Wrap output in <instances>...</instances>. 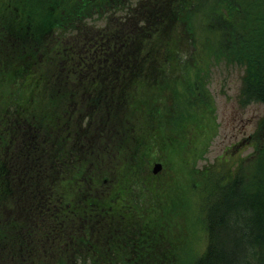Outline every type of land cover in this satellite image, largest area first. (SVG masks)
<instances>
[{
	"label": "rangeland",
	"instance_id": "obj_1",
	"mask_svg": "<svg viewBox=\"0 0 264 264\" xmlns=\"http://www.w3.org/2000/svg\"><path fill=\"white\" fill-rule=\"evenodd\" d=\"M140 1L142 0H129L126 7L116 11L113 14L114 18L108 21H105L107 19L104 17L98 20L95 15H92L89 18H84L85 21L79 25L76 24L77 21H73L74 24L71 26L53 27L52 34L50 31L49 34L44 35L39 31L38 39H34V35H23L24 38L19 42L23 43L25 47L26 43L31 45L34 50L26 51L25 48H22L18 50L15 60L13 57H6L5 62L7 66L14 62L17 66L32 59L33 64L35 63V67H37L38 57L36 58L35 53H38L39 50V55H41L42 49H45V45L50 40L51 44L47 46L50 64L47 63L46 58H42V62L49 66V70L41 68L43 70L41 78L45 86L49 84L50 87L57 89L59 82L67 76L68 69H75L78 66L85 53V43L89 39L100 37L101 32L108 33L106 27L109 25L108 31L114 35L118 44L121 43L120 47L122 48L113 45V48L110 49L104 43H99V40L93 42V47H97L101 58L96 59L95 63L93 58L88 59L89 67L85 72L83 82L90 84L89 77L91 75L89 73L93 69V64L96 66L107 61L112 71L116 68L118 59L123 58L124 54L120 53L123 48L127 47L125 51L127 59L133 49H137L133 42L128 43V36L135 24L133 10ZM6 2L7 0L0 1L1 5ZM0 10V19L2 18L8 27L11 19H5L1 15L5 11L4 6L0 7ZM27 13L26 11V19L30 17ZM106 17L108 18V16ZM15 21L18 25L25 22L19 16ZM101 27L102 30H100ZM37 47L39 48L37 49ZM102 52L104 54L101 55ZM11 65L7 68V76L0 79V159L4 165V168L1 169V172L4 170V175L0 182V249L3 251L1 264H24L23 259L15 260L7 253L11 248L17 249L20 244L18 238L22 239L24 229L28 241L24 240L21 245L31 247V252L26 259L29 264L38 262L40 256L36 254L39 250L53 248L50 245H53V241L56 240L53 237H58L56 233L62 232L66 236L71 230L79 227L82 220L75 217V212L72 214L70 210L73 208L71 206L79 208L77 201L95 195L96 199L103 203L106 199L113 197L115 191H121L127 176L131 174V170H134L137 164V160L131 155L132 151L133 155L137 157L136 148L144 142L145 137L149 136L142 112L148 107L152 114L157 112L155 109H150L155 104V100L153 102L150 100L156 89L149 91L148 105L145 107L140 105L141 107L135 112L128 111L130 115L124 118L123 125L116 127L104 125V120L107 117L90 112L91 117H95L96 120L86 130L84 127L88 123L86 114H89L88 111H90L88 105L77 104L76 99L77 109H73L74 102L62 100L58 96L59 93L53 91L43 94L40 91L41 83L37 76H15L14 78L10 74ZM206 69L209 73L207 86L212 95L214 110L213 106H209L207 98L201 95L196 98L193 90L187 91L184 83H176L172 79L163 90H160L158 95L159 99L166 97L167 101H170L175 94L177 95L178 100L175 105H177L176 110L180 113L181 119L179 124L173 125L170 130L163 132L167 139L166 145H169L168 148L171 152L176 153L178 159L175 156H168L167 161L172 162L173 165H170L171 169L165 166L166 169L162 174L172 175L173 179L170 176H165L164 189L169 193L175 191L174 197L177 200L179 197H184L185 208L182 214L179 213L180 217L177 215L174 217L171 225L166 224L159 227L160 231L171 230L170 238L177 245L175 248L179 252L177 257L180 260L194 258L196 261V257L205 247L204 235L207 222L204 223V218L207 214L202 205L210 189L213 193L214 183L217 180H210V177L224 173H227L224 177H229V173L237 168L239 161L252 152L253 149L249 148V142L260 130L259 123L264 116L263 103L252 101L245 104L242 102L244 100L241 92L242 75L245 67L222 57L220 60L211 58ZM36 75H38V70ZM77 85L73 82L72 84L68 83L66 87L77 89ZM144 94V91H139V96ZM56 101L59 103L52 105ZM92 108L91 110L95 113H100L95 104ZM103 113L108 114V111ZM52 114L74 120L71 136H68L61 128L60 131L54 130L55 118L54 122H48ZM74 122L79 123L75 129H73ZM28 134L36 136L38 145L34 148L27 146L30 145ZM180 137L184 142L179 140ZM87 143L91 144V149L95 148L94 154H86ZM134 146L136 148H133ZM35 149H38L37 153L32 156ZM140 150H144V147H141ZM166 150L162 154L163 157L167 154ZM30 152L31 155L28 159L27 153ZM195 152L198 159L193 173L197 175L194 182L197 186L192 184V180L188 181L190 169H185L182 165V158L188 160ZM83 153H85L84 156ZM61 156L66 158L67 164L66 167L62 166L63 169H58L61 168L59 163ZM128 159H133L134 162L129 170L125 165H122V162ZM178 160L180 163L174 164ZM8 162L6 169L5 166ZM84 163L89 167L87 176L77 175L74 180L62 184L69 187L67 186L61 191L58 188L56 190L50 188L53 185L51 182L53 176L58 178L68 174L71 177L75 165L83 166ZM144 169L145 167L140 168V171ZM175 170L180 172L175 173ZM250 170L243 169L242 174L248 175L252 172ZM107 173H110V176H106ZM193 188H195L193 192L195 195L192 194ZM159 196H163L162 191L159 192ZM212 196L215 197V194ZM164 205L162 216L168 211V208L170 210V204L168 207L167 201L164 202ZM69 207L71 208L66 210ZM41 208L49 212V218L42 214ZM226 210L227 207H224L219 213V217ZM115 217L120 218L119 215H115ZM37 220L42 225H48L51 222L50 230L48 227L38 226ZM97 225L92 227L96 235L109 236L110 220L101 229H96ZM47 232L52 233V238L46 239ZM75 233L81 235L80 232ZM165 238L168 241V236ZM190 250L192 253H189ZM52 252L56 256L58 253H62V250L52 249Z\"/></svg>",
	"mask_w": 264,
	"mask_h": 264
},
{
	"label": "trees",
	"instance_id": "obj_2",
	"mask_svg": "<svg viewBox=\"0 0 264 264\" xmlns=\"http://www.w3.org/2000/svg\"><path fill=\"white\" fill-rule=\"evenodd\" d=\"M128 1L8 0L12 5H16L15 7H18V3H23L22 10L16 16L26 18V11L30 15L27 19L29 22L23 27L24 32L19 31L20 24L8 30L0 22V28L3 27V31L8 33L6 39L9 45V56L17 57L16 52L22 48H25L26 51H33L34 48L31 45L26 43L25 47L19 41L27 35H34V39H38L39 31L45 34L44 31L50 30L54 25L68 24L67 15H75V18H89L95 15L99 19L108 16L105 20L108 21L114 18L113 14L116 11L124 9ZM148 1H140L133 10L135 24L129 33L128 43L133 42L137 49H133L128 59L125 56L127 47L121 51L124 54L121 58L124 65L122 67L124 77L121 75V82L124 85L122 87H126L127 83L135 84L127 86V91L135 90L133 100L138 109L149 104L148 99L142 103H139V100L147 94L149 96V91H152L154 84L160 91L162 84L172 77V73H176L177 76L173 78L175 82L184 83L186 90H193L196 98H199V95L207 98L209 106H213L214 110L211 93L206 87V79L209 75L206 67L210 64L211 58L220 60L222 57L245 67L241 89L244 98L242 102L246 104L257 101L264 105V0H254L255 3L251 1L250 5L248 0ZM55 20L59 23H56ZM106 28L109 32V25ZM3 31L0 34H3ZM109 34L111 33L109 32ZM111 41L112 39L109 37V42L111 43ZM2 43L1 40L0 44ZM120 44H118V48H120ZM182 47L189 49L190 53L184 49L181 50ZM5 51L6 48L0 49V58L6 54ZM42 54L47 55V50H43ZM8 66L4 65L0 69L1 80L7 76ZM29 67H24L25 72L31 69ZM15 69L17 67L12 64L10 74L14 78L17 75ZM111 75L112 81L118 80L117 72ZM137 84H144L145 94L143 96L139 97ZM45 88V92H52L51 87ZM112 96L114 95L111 94L110 97ZM156 96L157 92L154 90L150 101L155 100V104L150 109L158 111L156 115L153 117L149 107L142 112L149 136L145 137L144 142L136 148L137 157L133 155V151L131 154L134 159H137L132 177L142 179L140 192L143 190L142 186L147 187L146 193H149V199L136 192L137 197L129 207L134 211L132 219L135 221L128 223L129 227L126 228L128 230L125 229V236H122L121 240H117V237H111L110 234L103 237L94 233L93 228L102 215L99 209L101 206L96 207L100 201H96V197L90 195V197L82 199L87 200L84 206L77 209L73 207L76 210L70 209L72 206L66 209H70L72 214L75 212L74 216L81 219L82 222L78 228H74L66 234L68 246L63 247L65 252L62 251L56 256L52 252V249H59V243L63 236L62 232L56 233L58 237L54 236L53 239L56 240L53 241V245H50L53 248L41 249L36 254L41 256L39 259L46 258L45 261L38 260V262L29 264H264V116L259 124L260 131L254 140L255 152L245 157L246 159H241L237 168L229 173V177L214 178L217 180L214 183L213 193L210 189L205 197L204 211L207 215L204 220L207 223L204 249L196 257V261L194 258L180 260L177 257L179 252L175 248L177 245L170 238L171 230L160 232L153 220H149V213L146 209L148 203L146 199L150 201L153 196H157L160 189L165 188L166 180L159 185L147 171L143 161H146L147 157L150 158L151 153L153 156L154 150L162 152L165 150L164 147H168L167 139L162 135L165 131L164 128H171L169 125H177L181 120L180 113L176 110L177 105L175 104L178 100L176 96H173L168 102L164 99L157 101ZM179 140L182 141V137ZM30 144L29 147L33 148L38 145L37 141L32 138ZM141 147H144V150L141 151ZM37 150L32 152V156L37 153ZM27 155L30 157L31 152ZM191 156L192 159H195L198 155L195 152ZM183 160L186 161L185 158ZM122 163L127 164L126 168L129 170L134 162L133 159H128ZM188 163L187 160L184 164ZM61 164L66 165V160L62 159ZM246 165L248 166L245 167ZM143 167L145 169L140 171V168ZM246 168L251 169L252 172L244 176L242 171ZM1 169L2 166H0V182ZM58 181L53 176V180H51L53 185L50 188L54 190L58 188L59 191L67 188L68 185H62ZM120 194L115 193L113 199L107 203L116 202L120 198ZM214 194L215 197L212 196ZM224 207H227V210L219 217V213ZM41 212L49 218V212L42 208ZM167 219L172 220L173 218L168 217ZM37 224L41 228L48 227L50 230L51 222L48 225H42L37 220ZM88 224L87 229L85 225ZM166 224H168L167 221L163 225ZM24 230L22 239L18 238L20 241L18 250L11 248L7 253L15 260L23 259L24 264H28L26 259L31 252V247L21 245L24 240H27V233ZM48 232L46 239L52 238V233ZM75 232H80L81 235ZM112 234L114 233L112 232ZM166 236L169 238L168 241H166ZM1 239L3 240V237ZM149 240L152 242L150 245ZM118 241L121 242L120 245L117 244ZM189 253H192L191 250ZM69 254H71L70 258ZM2 257L3 251L0 249V264Z\"/></svg>",
	"mask_w": 264,
	"mask_h": 264
},
{
	"label": "water",
	"instance_id": "obj_3",
	"mask_svg": "<svg viewBox=\"0 0 264 264\" xmlns=\"http://www.w3.org/2000/svg\"><path fill=\"white\" fill-rule=\"evenodd\" d=\"M160 165H157L156 169H155V173L157 172V170H159Z\"/></svg>",
	"mask_w": 264,
	"mask_h": 264
}]
</instances>
